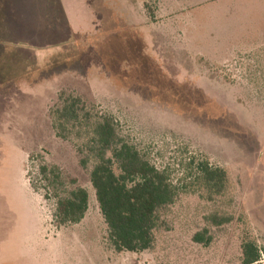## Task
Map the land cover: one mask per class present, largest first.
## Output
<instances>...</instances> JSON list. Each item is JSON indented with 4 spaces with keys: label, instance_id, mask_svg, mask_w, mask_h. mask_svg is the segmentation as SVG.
I'll return each instance as SVG.
<instances>
[{
    "label": "rangeland",
    "instance_id": "rangeland-1",
    "mask_svg": "<svg viewBox=\"0 0 264 264\" xmlns=\"http://www.w3.org/2000/svg\"><path fill=\"white\" fill-rule=\"evenodd\" d=\"M0 35V264H240L243 240L264 263V0H0ZM59 91L112 114L173 181L192 157L223 169L226 192L181 196L151 250L115 252L91 164L50 129ZM31 153L87 190L80 223L52 222L26 180ZM211 212L231 220L211 227ZM204 228L209 244L193 243Z\"/></svg>",
    "mask_w": 264,
    "mask_h": 264
},
{
    "label": "trees",
    "instance_id": "trees-1",
    "mask_svg": "<svg viewBox=\"0 0 264 264\" xmlns=\"http://www.w3.org/2000/svg\"><path fill=\"white\" fill-rule=\"evenodd\" d=\"M56 97L47 110L50 129L55 139L72 142L82 168L91 164L89 183L106 227L105 240L115 252L151 250L160 213L181 196L198 193L210 203L226 192V172L206 159L190 158L186 175L173 181L166 167H159L121 134L112 114L71 92L59 91ZM27 160L36 163L35 172L26 173L29 188L45 202L53 201L52 222L58 228L80 223L89 206L87 190L40 154L31 153ZM204 220L211 227H220L231 219L211 212ZM207 234L204 228L193 235L192 242L208 245ZM261 261L256 244L243 240L240 264H264Z\"/></svg>",
    "mask_w": 264,
    "mask_h": 264
},
{
    "label": "crops",
    "instance_id": "crops-1",
    "mask_svg": "<svg viewBox=\"0 0 264 264\" xmlns=\"http://www.w3.org/2000/svg\"><path fill=\"white\" fill-rule=\"evenodd\" d=\"M57 3H58V2H57ZM58 8H59V7H57V9H56V8L54 9V11H55L54 14L56 13V14L58 15V13H59ZM43 14H44V12H43ZM43 14H42V12H40V14L38 15V17H36L35 19H33V20H32V23H29V25H30V26H33V25H32L33 23L42 22L44 19H47ZM54 14H53V15H54ZM29 16H30V13H25V17H26V18H28ZM29 25H28V26H29ZM0 36H1V35H0ZM120 253H121V252H120ZM127 253H130V252H127ZM131 254H135V253H131Z\"/></svg>",
    "mask_w": 264,
    "mask_h": 264
}]
</instances>
